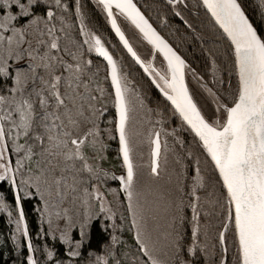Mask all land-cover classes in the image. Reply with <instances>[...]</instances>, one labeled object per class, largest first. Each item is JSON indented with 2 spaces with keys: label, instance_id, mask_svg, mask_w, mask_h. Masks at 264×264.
Returning a JSON list of instances; mask_svg holds the SVG:
<instances>
[{
  "label": "snow or ice",
  "instance_id": "snow-or-ice-1",
  "mask_svg": "<svg viewBox=\"0 0 264 264\" xmlns=\"http://www.w3.org/2000/svg\"><path fill=\"white\" fill-rule=\"evenodd\" d=\"M200 4L221 33L219 43L202 48L203 73L189 65L135 0H95L118 43L170 102V108L159 104L152 108L122 70L123 57L118 60L114 55L116 45L109 43L110 36L89 26L83 0H0V182L7 181L14 192L11 202L0 192V210L9 217L15 212L13 240L19 247L21 236L28 238L27 264H80L92 203L98 204L99 214L116 215L102 190L110 176L118 179L127 198L134 250L126 244L118 247L123 238L118 241L113 234L102 249L89 251L85 264H199L200 260L264 264V31L246 14L242 0H200ZM167 7L203 45L202 35L183 16L188 0H167ZM259 9L264 20V0ZM158 19L166 26L170 21L167 15ZM125 24L133 29L135 47L122 27ZM93 54L102 59L103 68ZM158 56L161 67L156 65ZM188 72L195 89L189 86ZM204 93L215 105L214 112L199 102ZM110 106L114 116L104 121ZM138 108L149 114L150 126L143 135L151 146V176L160 175L162 153L167 165L169 136L173 150L178 148L177 196L169 200L173 215L155 238L137 191L135 133L129 124ZM174 117L179 123L165 127ZM181 131L191 136L190 142L178 135ZM117 135V156L124 169L119 177L101 164L109 147L106 140ZM201 155L211 166L207 174ZM106 191L115 194L117 189ZM37 195L43 201L40 220L47 219L48 224L44 234L55 240L59 233L67 259L47 243L41 257L33 254L21 202ZM186 199L191 209L187 239L180 230ZM76 201L85 214L79 239L71 235L76 223L68 209L60 207ZM213 216L218 218L214 239L209 236ZM204 218L208 219L202 225ZM228 233L234 245L231 258Z\"/></svg>",
  "mask_w": 264,
  "mask_h": 264
},
{
  "label": "trees",
  "instance_id": "trees-1",
  "mask_svg": "<svg viewBox=\"0 0 264 264\" xmlns=\"http://www.w3.org/2000/svg\"><path fill=\"white\" fill-rule=\"evenodd\" d=\"M145 11L146 15L149 16L150 20L154 25L166 35V38L173 43L174 47H177L181 54L185 56V59L194 61L196 68L201 69V65L205 70V58L206 53L202 48L211 47L214 43L220 42L221 33L219 30L212 27V22L210 17L206 14L200 0H188V9H185L183 16L185 19H188L190 23L193 24V27L196 29L198 34H201L204 40V44L201 45V41L198 37L191 34V30H188L185 25L182 24L181 19L173 16L171 11L167 7V0H135ZM85 6L86 15L90 18L91 26L99 28L101 32L105 35L110 36L109 43L116 45V50L119 51V58L123 57V61L128 63V65L134 70L138 77L142 80L145 88L150 94L151 98L153 96V102L159 104L160 106L170 108V103L158 92L155 86L149 81L146 75L143 74L141 68L135 63V61L127 54L126 50L123 49L122 44L118 43V38L115 36L114 32L110 31V25L106 23L104 14L100 11L99 8H96L95 0H83ZM260 0H242V4L246 9L247 14L250 19L253 21L254 25L258 27V30H263L264 20L260 17L259 9ZM147 5V8L144 6ZM158 15L160 18H163L164 15L170 17V21L167 26L161 24ZM122 19V18H121ZM124 26V25H123ZM125 27L132 29L130 25L125 24ZM180 28L181 31L176 32L172 29ZM128 35V34H127ZM131 39V38H130ZM134 44V43H133ZM135 47V45H134ZM112 49L110 48V51ZM120 50L122 51L120 53ZM101 59V58H100ZM102 60V59H101ZM192 63V62H191ZM143 85V86H144ZM233 86H235V77H233ZM110 116H114V107L110 106L109 111L103 116L104 121H107ZM178 117H174L170 120L172 125H175L178 122ZM106 126V124H103ZM180 135L186 140L191 141V136L181 131ZM109 157L113 159L116 164L122 163V157L117 156L118 150V136L116 139L109 140ZM201 158L204 160L203 155ZM117 166V165H116ZM209 167H211L209 165ZM0 192H3L6 198L11 202L14 200V192L10 189L7 181L0 182ZM22 205L25 210L26 220L28 222L29 236L34 245V255L37 257L42 256L43 245L47 243L49 247H54L64 254V258L67 259L65 249L66 245L59 240L58 237L53 239L51 235H45L48 227L46 223L41 222L38 209H42V203L40 197H24L22 199ZM118 216H114L113 219L108 218L103 214H91L88 218V221L85 226L86 235L82 242L81 252L82 257L80 258V264H85L89 259V251H96L103 248L107 243L111 242V237L114 234L117 237V240L120 241V238H123V243H118V247H124L125 244L134 250V235L133 230L129 229V220L128 215L124 216V220H120ZM204 218L201 220V224L205 223ZM217 217L213 216L211 218V226L209 231L210 238H215L217 231L216 221ZM123 224V227L120 225ZM43 229V230H42ZM191 227L187 225L185 227L184 236L187 239L190 236ZM13 223L10 220V217L7 212L0 210V264H27V240L24 237H21L19 241V247L17 242L13 240ZM40 233L38 236L37 233ZM78 234L76 233L74 238L78 239ZM228 242L230 248V255L232 250H234V245L232 243V234L228 233ZM231 258V256H230ZM199 264H203V261L200 260Z\"/></svg>",
  "mask_w": 264,
  "mask_h": 264
},
{
  "label": "rangeland",
  "instance_id": "rangeland-1",
  "mask_svg": "<svg viewBox=\"0 0 264 264\" xmlns=\"http://www.w3.org/2000/svg\"><path fill=\"white\" fill-rule=\"evenodd\" d=\"M122 27H125V25L124 26L122 25ZM262 28H263L262 31H264V26H262ZM132 33L133 31L131 29L126 28V35L127 34L129 35L132 42L136 46V42H135V39ZM117 50H115L114 55L119 60L120 59L119 51ZM138 50L141 52L145 51L143 47H140ZM121 52L122 51L120 50V53ZM92 58L94 59L96 63L101 65V68H103V61L96 54H93ZM161 59L162 57L160 56L157 57L156 59L157 67H161ZM191 62L190 61L188 62L189 65L195 68L197 72L203 73L205 71L202 65H201V69H199V68H196L194 61H191ZM122 70L128 73L130 80L135 81V86L137 88V91H139L141 95L144 97L146 106L156 108L157 102L156 104L153 102L156 99H154L153 96L151 98L142 80L138 77V75L134 72V70L128 65V63L123 61ZM143 74L145 75V73ZM187 76L189 79L190 88L195 89L196 85L191 80V72H188ZM101 77H103V71L101 72ZM105 87H107V85H105ZM199 102L204 105L205 110L207 112L211 113L215 111V105L211 102V99L207 97L206 93L200 95ZM161 107H164V105ZM148 115L149 114L146 111L138 108L137 111L133 113V119L129 124V129L131 133H135V135L132 136V140L134 144L133 159H134V163L137 169V191L139 193V200H140V203L143 204L145 207L148 226L153 231V236L155 238L156 236L161 235L163 231L167 228L170 222L171 216L173 215V209L169 204V200L170 199L174 200L175 197L177 196V193L175 191V180L177 177V173L180 171V168H179V163L176 160V151H178V148L173 150V138L169 136L168 137L169 152H168L167 165L163 163V153H162L160 175L153 177L149 174L148 162L150 160V147L151 146L146 136L143 135L144 131L150 126L148 119H147ZM151 115H152V120L155 121L156 114L152 113ZM103 126L105 125L102 124V127ZM164 126L171 127L173 125L171 124L169 120L165 123ZM178 135H180V132H178ZM162 138H163V134H162ZM106 143L109 145V140H106ZM109 156H110L109 150L107 148L106 151L104 152V159L101 161L102 167L107 169L109 172L114 173L115 177H119V175L124 174L122 163L116 164V162L113 159H110ZM185 163H188V161H185ZM201 168L203 170V174H207V171L210 169L209 164H206L202 158H201ZM189 171L191 175H194L195 174L194 166ZM92 182L95 183L96 181H92ZM190 183H191L190 180L186 181V184L190 185ZM113 188L117 189L115 194L106 191V189H113ZM102 190H105L106 203H110L112 205L116 213L115 216H118V214L120 215L123 214L124 216L128 215V220L130 221L131 215L125 212V205L127 203V198L125 195H123V190L119 189L118 179L110 176L106 180V188L104 185H102ZM187 191L188 189L186 187L185 196H187ZM41 203H42V208H43V201H41ZM60 207L61 209L65 207L68 209V214L72 216L73 221L76 223V227L72 230L71 235L73 239H76L74 238V236L77 233L79 236L78 237L79 239L80 238V223L81 221L85 219L83 206L80 204L79 201H76V202H65ZM51 210L54 211V206ZM93 212L94 214L99 213L98 204L96 202H93L91 207L89 208L90 215L93 214ZM103 215L107 216L110 219L114 218V217H109L106 214H103ZM184 216H185V222L180 228L182 235H184L185 227L187 225L191 227V224H190L191 209L187 207V199L185 200ZM88 218L89 217H87V221H88ZM10 220L13 223V228L15 231V227H16L15 212H13V215L10 217ZM44 222L46 223L48 227L47 219H45ZM59 223H61L62 225L63 220L59 221ZM85 226H86V223L84 225V232L86 235ZM133 235H134V230H133ZM56 237L59 238L58 232H57ZM26 240L28 241V238H26Z\"/></svg>",
  "mask_w": 264,
  "mask_h": 264
},
{
  "label": "water",
  "instance_id": "water-1",
  "mask_svg": "<svg viewBox=\"0 0 264 264\" xmlns=\"http://www.w3.org/2000/svg\"><path fill=\"white\" fill-rule=\"evenodd\" d=\"M136 2V1H135ZM138 6H140L139 4H138ZM146 14V13H145ZM246 14H247V12H246ZM154 24V23H153ZM155 26V25H154ZM159 30V29H158ZM118 38V37H117ZM126 50V49H125ZM130 55V54H129ZM133 59V58H132ZM134 60V59H133ZM139 66V65H138ZM140 67V66H139ZM141 68V67H140ZM141 70H142V68H141ZM143 71V70H142ZM146 75V74H145ZM147 76V75H146ZM148 79L151 81V79L148 77ZM154 85V84H153ZM155 86V85H154ZM155 88H156V86H155ZM157 89V88H156ZM158 90V89H157ZM158 92H159V90H158ZM160 93V92H159ZM161 94V93H160ZM162 95V94H161ZM166 99V98H165ZM169 102V101H168ZM170 103V102H169ZM118 136V135H117Z\"/></svg>",
  "mask_w": 264,
  "mask_h": 264
}]
</instances>
